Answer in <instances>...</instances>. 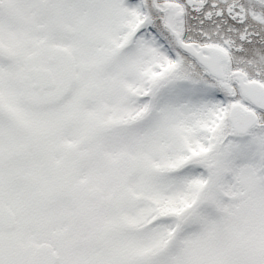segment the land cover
Listing matches in <instances>:
<instances>
[{
	"label": "snow or ice",
	"instance_id": "6c2138e0",
	"mask_svg": "<svg viewBox=\"0 0 264 264\" xmlns=\"http://www.w3.org/2000/svg\"><path fill=\"white\" fill-rule=\"evenodd\" d=\"M0 264H264V0H0Z\"/></svg>",
	"mask_w": 264,
	"mask_h": 264
}]
</instances>
